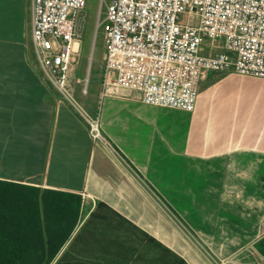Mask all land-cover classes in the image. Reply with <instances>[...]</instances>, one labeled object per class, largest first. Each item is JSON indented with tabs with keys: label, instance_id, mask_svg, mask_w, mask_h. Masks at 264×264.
<instances>
[{
	"label": "crops",
	"instance_id": "1",
	"mask_svg": "<svg viewBox=\"0 0 264 264\" xmlns=\"http://www.w3.org/2000/svg\"><path fill=\"white\" fill-rule=\"evenodd\" d=\"M31 28V0H0V180L80 196L50 264H264V79L208 72L190 113L102 75L68 101Z\"/></svg>",
	"mask_w": 264,
	"mask_h": 264
},
{
	"label": "built area",
	"instance_id": "2",
	"mask_svg": "<svg viewBox=\"0 0 264 264\" xmlns=\"http://www.w3.org/2000/svg\"><path fill=\"white\" fill-rule=\"evenodd\" d=\"M86 1L31 0L37 67L68 101ZM105 15L103 88L136 91L143 104L190 113L208 72L264 79V0H109ZM213 36L223 38V51L200 54L202 39ZM84 118L91 140L107 145L99 118Z\"/></svg>",
	"mask_w": 264,
	"mask_h": 264
},
{
	"label": "trees",
	"instance_id": "3",
	"mask_svg": "<svg viewBox=\"0 0 264 264\" xmlns=\"http://www.w3.org/2000/svg\"><path fill=\"white\" fill-rule=\"evenodd\" d=\"M80 207L76 194L0 180V264H50Z\"/></svg>",
	"mask_w": 264,
	"mask_h": 264
},
{
	"label": "rangeland",
	"instance_id": "4",
	"mask_svg": "<svg viewBox=\"0 0 264 264\" xmlns=\"http://www.w3.org/2000/svg\"><path fill=\"white\" fill-rule=\"evenodd\" d=\"M101 3V4H100ZM109 0H87L84 10L81 13L80 24V51L70 70V86L92 83L93 80H101L103 73V55L105 52L104 32H105V13L106 5ZM186 17L182 16V23H185ZM190 24H196L195 17L189 18ZM223 49V38L213 36L202 39L199 52L202 55L210 56L220 52ZM44 78V77H43ZM79 79V83H77ZM77 91L71 88L72 99L77 104H82ZM87 229L82 226L81 232ZM81 234L79 233V239ZM77 239V241L79 240Z\"/></svg>",
	"mask_w": 264,
	"mask_h": 264
}]
</instances>
